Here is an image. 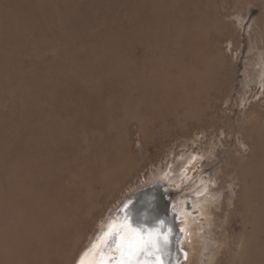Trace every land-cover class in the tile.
<instances>
[{
	"label": "rangeland",
	"instance_id": "1",
	"mask_svg": "<svg viewBox=\"0 0 264 264\" xmlns=\"http://www.w3.org/2000/svg\"><path fill=\"white\" fill-rule=\"evenodd\" d=\"M156 182L181 264H264V0H0V264H75Z\"/></svg>",
	"mask_w": 264,
	"mask_h": 264
},
{
	"label": "water",
	"instance_id": "2",
	"mask_svg": "<svg viewBox=\"0 0 264 264\" xmlns=\"http://www.w3.org/2000/svg\"><path fill=\"white\" fill-rule=\"evenodd\" d=\"M143 217L145 218L143 223H146V227L150 225L151 227H160L174 234L170 236L172 240L166 241L165 244L167 249L168 246L170 247V250L168 249L167 253L166 251L164 253L163 250L164 260L166 254L169 258L167 264H181L185 261L186 252L180 249V243L185 234V230L179 226L180 222L177 209L169 197L166 186L161 182H156L130 194L115 208L112 218L107 216L104 225L96 233L87 248L79 255L75 264H84L89 258H92L94 262L101 261L106 255V251H108L107 245L105 246L101 241L110 235L114 225L119 224L122 226L127 221L131 224L132 222L137 223L138 219L141 221ZM140 231L143 230L141 229ZM150 231L152 233L154 230ZM119 232L117 231L116 233ZM113 242L115 243V239ZM100 252L101 254L97 257V254ZM129 262L130 260H127V263Z\"/></svg>",
	"mask_w": 264,
	"mask_h": 264
},
{
	"label": "bare ground",
	"instance_id": "3",
	"mask_svg": "<svg viewBox=\"0 0 264 264\" xmlns=\"http://www.w3.org/2000/svg\"><path fill=\"white\" fill-rule=\"evenodd\" d=\"M180 99H182V96L180 97ZM185 100H187V102L189 101L191 102V100L193 99H185ZM185 100H181V101L184 102ZM190 162L191 160H188L187 164H190ZM166 188L169 192L170 189L168 187ZM214 201H215V198H213L212 196H209L208 198H204V197L203 198H193L189 200L188 203H186V206L184 207V211H190L192 209H197L201 215L203 214L205 215L206 210ZM174 205H175V208L177 209V214L179 216V222H180L179 226L183 227L181 225L182 214L180 212L178 204H174ZM113 211L114 210L110 211V213L107 215L109 218H112ZM105 221L106 220H104L103 225ZM144 221H145V218L143 217L141 221L140 219H138L137 223L132 222L131 224L127 221L124 223L125 226H123L124 224L122 226L119 224L114 225L110 235L108 237L104 236L105 239L101 241L102 243H104L105 246L107 245V248H108V251H106L107 253L103 257V259L101 261L94 262L92 258L91 259L89 258L87 261L84 262V264H134V263L136 264H167V260L169 258L166 254V257L164 260L163 250H164V253L165 251L166 253L168 252V249L170 247L168 246V249H167V246L165 244H166V241L171 239L170 236H173L174 234H172L168 230H165V229L163 230V228L161 229L160 227L156 228V227H151L150 225L148 226L150 228H148L145 226L146 223H143ZM119 229H120V232H119ZM141 229L143 231H140ZM150 230H154V231H152L151 233ZM184 230H185V234L180 243L181 250H183L182 245L186 241V237H187L186 229L184 228ZM117 231L119 233H116ZM141 237L146 243L140 248L138 252H136L134 255L129 256L127 245H125L124 248L121 247L122 238L123 240L126 241L132 238H141ZM114 239H115V243L113 242ZM185 252H186V262H187L189 260L190 254L188 251H185ZM100 254L101 252L97 254V257H99ZM211 259H212L211 253H209L207 259L204 261V264H211L212 263ZM127 260L128 261L130 260V262L132 263L130 262L127 263Z\"/></svg>",
	"mask_w": 264,
	"mask_h": 264
},
{
	"label": "snow or ice",
	"instance_id": "4",
	"mask_svg": "<svg viewBox=\"0 0 264 264\" xmlns=\"http://www.w3.org/2000/svg\"><path fill=\"white\" fill-rule=\"evenodd\" d=\"M146 242L143 240V238H132L130 240H123L122 238V244L121 247L124 248L125 245H127L128 254L129 256L134 255L136 252L140 250V248L145 244Z\"/></svg>",
	"mask_w": 264,
	"mask_h": 264
}]
</instances>
